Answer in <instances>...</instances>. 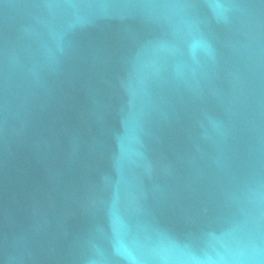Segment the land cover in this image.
<instances>
[{"label":"water","instance_id":"water-1","mask_svg":"<svg viewBox=\"0 0 264 264\" xmlns=\"http://www.w3.org/2000/svg\"><path fill=\"white\" fill-rule=\"evenodd\" d=\"M0 264H264V0H0Z\"/></svg>","mask_w":264,"mask_h":264}]
</instances>
